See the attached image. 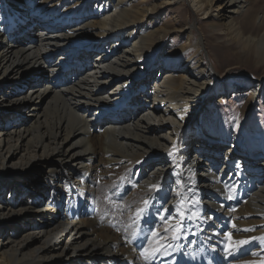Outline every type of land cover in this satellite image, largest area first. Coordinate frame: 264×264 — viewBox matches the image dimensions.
Here are the masks:
<instances>
[{"label": "bare ground", "instance_id": "obj_1", "mask_svg": "<svg viewBox=\"0 0 264 264\" xmlns=\"http://www.w3.org/2000/svg\"><path fill=\"white\" fill-rule=\"evenodd\" d=\"M186 1L212 37L264 61L257 0H0V109L11 114L0 118V228L28 221L21 237L0 239V264H264V250L251 246L264 241V157L192 132L217 72L193 41L195 25L175 20L185 42L167 49V32L148 22L157 6ZM89 43L93 56L82 54ZM149 63L168 69L153 75ZM250 92L260 96L258 83ZM5 183L15 194L37 186L45 205L4 194ZM146 199L149 223L135 217ZM151 230L173 247L146 262L142 248L158 246Z\"/></svg>", "mask_w": 264, "mask_h": 264}, {"label": "rangeland", "instance_id": "obj_2", "mask_svg": "<svg viewBox=\"0 0 264 264\" xmlns=\"http://www.w3.org/2000/svg\"><path fill=\"white\" fill-rule=\"evenodd\" d=\"M251 1L252 0H248V2ZM248 2L247 4H249ZM261 5L264 6V0H257L255 6L260 7ZM186 8L188 12L187 16L184 12ZM260 12L261 11H258V16H260ZM176 15H179L178 19H175ZM150 17L151 18L148 22L151 21V27H162L161 30L164 29V31L167 32L163 41L167 49L172 48L178 43L185 42L183 40L185 38L184 35L175 28V26L177 27L178 25H175V20L195 25V28L192 27V30L194 31L193 41L201 40L203 42V46L198 44L200 48L202 47L201 57L204 59V63L208 66L212 64L217 72L213 89L205 95L203 100H201L199 107H197L194 116L192 117V122L189 124L192 132L196 135H204L207 138H211L214 143H220L223 147H229L234 143L238 146L240 153L249 150L248 155L250 154L251 157H254L256 160L262 159L261 157H264V61H259L255 54H252L253 51L251 49H249L250 51L247 50L238 41H229L224 37L220 39L212 37L209 20L206 18L203 19L200 14L195 12L193 6L188 1L179 7L174 6L172 2L157 6L156 10ZM240 18L241 16H234V20L237 22H240ZM242 22H248L249 25L252 24L251 19L246 16H243ZM260 30L261 28L259 29V32ZM114 40L115 39H109L102 50ZM126 44L130 46L128 41ZM94 47L96 46L92 44L89 45L86 48L89 52L85 50L82 54L93 56L94 54L91 52ZM163 48L164 46H162L161 52L163 51ZM179 62H181V60ZM92 66V63H88V68H86L85 72L92 68ZM159 67V64L152 66V64L149 63L146 65V70L150 74L153 70L154 73H158L160 69ZM166 69H168V67H165V69L161 68L160 70L161 72H164ZM182 70L184 69H181L180 71ZM154 73L152 74L154 75ZM140 78H142V76L139 77V79ZM37 79L48 81L49 78L42 79L40 76L35 75H27L26 77V80H30V82H35ZM139 79L137 78L138 81ZM257 83L258 90H260V96L256 93L253 97L250 91ZM19 87L20 85H18V89L15 91L16 97L22 94ZM148 87H151V89L153 88L152 84ZM137 94L140 95L139 93ZM138 95H136V97ZM134 98V96H129L125 100V107L127 109L131 108ZM110 100L113 99L110 98ZM44 103L45 101L42 102L41 108ZM105 109V115L107 117L108 113L113 110H111V106ZM9 112L10 111L5 109H0V118H3L4 114ZM113 116H115V112L113 113ZM21 120L22 119H20V121ZM197 125L201 130L197 129ZM192 132H190V137L195 138L196 135ZM197 138L199 139L200 136H197ZM196 141L197 140L192 139L190 143V152L193 151L192 149L196 145ZM205 152H207V150ZM222 156H224L222 160L224 162L226 155L223 154ZM50 164L51 163H46L43 166L44 170L47 171ZM2 188L3 193L6 195L14 193V190H12V187L9 184L5 183ZM24 193H14V195L11 196H14L15 198V196L18 195L16 199L19 200L26 199L27 195H32L34 199H37L40 202V204L45 205L46 197L38 191L37 186L33 187L31 190L28 189V191H24ZM64 209L65 203H62L59 208L56 209L54 218L48 220V222L53 221L64 211ZM24 218L26 217L24 216ZM27 222L28 221L25 220L19 224L12 225L13 223L10 221H3V225L0 228V239L2 242H7L10 235L21 237L25 233V228L22 224L26 225ZM256 243L251 244V246H254V248L259 247L261 250H264V241L262 242V247H260L259 244L257 246ZM95 263L98 264L99 261H96Z\"/></svg>", "mask_w": 264, "mask_h": 264}, {"label": "snow or ice", "instance_id": "obj_3", "mask_svg": "<svg viewBox=\"0 0 264 264\" xmlns=\"http://www.w3.org/2000/svg\"><path fill=\"white\" fill-rule=\"evenodd\" d=\"M152 188L158 191L160 189V185H153ZM227 198L231 199L232 197L228 196ZM142 203H143V207L136 209V212H135L136 220L140 221L143 218L144 223H149L150 222L149 213H150L151 201L146 199ZM157 215H159V212L157 213ZM180 215L183 216L182 213ZM163 222L167 223V218H165ZM182 227H183V220H181L179 223H177L174 226L175 230L173 231L171 235L172 240H176L179 238V235L182 231ZM169 230L170 229L166 228L165 232H168ZM244 231H250V230L245 229ZM132 236L134 240L137 236V233L133 232ZM146 238L150 240H156V243L158 244L157 247H154L151 249L147 247L142 248V250L140 251V255L145 259L146 262L155 259L157 255H167V249L173 247L171 244L166 243L168 237L167 236L161 237V234L156 230H151L150 237H146ZM229 239H231V237H229ZM133 240H129L128 243L130 244L133 243ZM236 243L238 245H244V244H247L248 241L240 240V241H237Z\"/></svg>", "mask_w": 264, "mask_h": 264}]
</instances>
